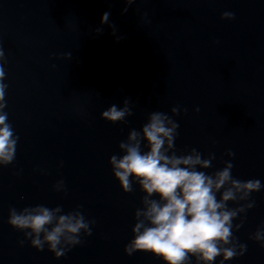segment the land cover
<instances>
[{
    "label": "water",
    "instance_id": "obj_1",
    "mask_svg": "<svg viewBox=\"0 0 264 264\" xmlns=\"http://www.w3.org/2000/svg\"><path fill=\"white\" fill-rule=\"evenodd\" d=\"M125 6L0 0L6 111L19 134L15 160L0 166V264H163L124 251L143 193L138 185L124 192L109 163L129 129L154 110L187 109L174 117L175 144L215 153L205 171L223 167L222 157L232 161L233 176L264 183V0H133L122 12ZM106 10L122 39L100 24ZM224 11L234 18H221ZM125 97L133 107L127 124L101 118ZM60 179L67 193L54 190ZM252 197L256 204L235 232L247 251L226 264H264V248L249 239L264 220V190ZM36 204L65 212L83 205L96 221L92 234L59 258L37 250L7 223L10 206Z\"/></svg>",
    "mask_w": 264,
    "mask_h": 264
},
{
    "label": "clouds",
    "instance_id": "obj_2",
    "mask_svg": "<svg viewBox=\"0 0 264 264\" xmlns=\"http://www.w3.org/2000/svg\"><path fill=\"white\" fill-rule=\"evenodd\" d=\"M132 3L133 0H126L122 12H127ZM109 16L110 12L104 11L100 24H109L115 38L122 39L115 35L117 29L109 22ZM234 16L232 11L221 13V18ZM95 31L101 33L103 29ZM6 64L5 51L0 47V166L15 160L19 141L6 111ZM195 110L199 111V107ZM170 111L171 114L162 110L149 112L146 122L139 129L130 128L126 139L119 142L120 152L109 157L122 190L133 192L138 185L143 193L124 251L128 255L137 251L150 253L163 264H226L247 251V244L239 241L235 232L243 225L247 210L256 204L252 193L264 190V183L259 178L233 176L232 161L222 157L223 167L205 171L213 167L215 153L203 155L195 147L178 149L175 141L180 125L174 117L187 109L177 104ZM132 114L129 97L123 99L122 105L112 103L100 113L101 118L113 124H127V117ZM226 154L235 156L231 149ZM53 188L67 193L63 179L57 180ZM82 208L77 205L65 212L59 204L20 209L10 206L7 223L23 232L37 250L47 247L59 258L92 234L90 225L96 221L86 218ZM249 239L264 248V220Z\"/></svg>",
    "mask_w": 264,
    "mask_h": 264
}]
</instances>
